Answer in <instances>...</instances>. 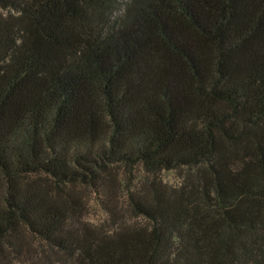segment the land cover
Instances as JSON below:
<instances>
[{
	"label": "trees",
	"instance_id": "obj_1",
	"mask_svg": "<svg viewBox=\"0 0 264 264\" xmlns=\"http://www.w3.org/2000/svg\"><path fill=\"white\" fill-rule=\"evenodd\" d=\"M118 165L145 172L124 205ZM19 263L264 264V0H0V264Z\"/></svg>",
	"mask_w": 264,
	"mask_h": 264
},
{
	"label": "rangeland",
	"instance_id": "obj_2",
	"mask_svg": "<svg viewBox=\"0 0 264 264\" xmlns=\"http://www.w3.org/2000/svg\"><path fill=\"white\" fill-rule=\"evenodd\" d=\"M123 2L121 1L120 4ZM119 4V6H120ZM122 6V5H121ZM188 172V168H175V169H162L159 172L160 178L169 185H179L183 179V175ZM115 178L118 182L116 185V196L118 197V201L123 203L126 202V197L124 196V187L127 184H140V181L143 179L145 172L142 171L140 166H135L133 169L129 170L124 168L123 166H117L115 169ZM132 181V182H130ZM77 191H79L82 197L86 200V214L85 217L92 221L93 223H105L106 225L111 223L109 215L103 209L100 204V196L90 191L89 188L83 186H75ZM126 218L129 217V212H124ZM36 243V242H35ZM39 248H41L40 244L36 243ZM21 264V263H19Z\"/></svg>",
	"mask_w": 264,
	"mask_h": 264
}]
</instances>
